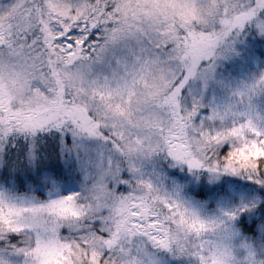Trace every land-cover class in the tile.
<instances>
[{
  "label": "snow or ice",
  "instance_id": "snow-or-ice-1",
  "mask_svg": "<svg viewBox=\"0 0 264 264\" xmlns=\"http://www.w3.org/2000/svg\"><path fill=\"white\" fill-rule=\"evenodd\" d=\"M0 264H264V0H0Z\"/></svg>",
  "mask_w": 264,
  "mask_h": 264
}]
</instances>
